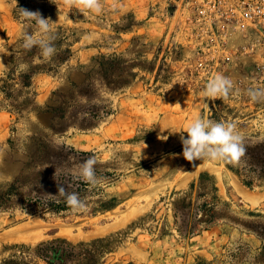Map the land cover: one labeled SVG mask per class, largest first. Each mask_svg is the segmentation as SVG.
<instances>
[{
    "label": "rangeland",
    "instance_id": "1",
    "mask_svg": "<svg viewBox=\"0 0 264 264\" xmlns=\"http://www.w3.org/2000/svg\"><path fill=\"white\" fill-rule=\"evenodd\" d=\"M100 3L0 0V264H264V97L247 95L264 89L259 44L202 28L200 0ZM19 8L49 19L53 56L21 47L37 25ZM217 74L237 94L204 98ZM198 117L235 124L238 161L183 157L169 129ZM91 156L95 184L75 174Z\"/></svg>",
    "mask_w": 264,
    "mask_h": 264
},
{
    "label": "clouds",
    "instance_id": "2",
    "mask_svg": "<svg viewBox=\"0 0 264 264\" xmlns=\"http://www.w3.org/2000/svg\"><path fill=\"white\" fill-rule=\"evenodd\" d=\"M71 2V0H69ZM83 8L92 12L99 13L102 10L100 0H76ZM20 9V15L29 21H35L37 31L29 34L27 31L22 33L23 42L21 47L31 50L37 47L40 55L47 59L55 54L56 48L53 43L55 35L50 28L49 19L43 18L39 12ZM20 69L26 65L21 64ZM238 89L234 90L233 81L226 75L217 74L212 77L202 90L204 98H228L230 95L237 94ZM247 95L252 101H257L264 97V89L249 88ZM207 105V104H206ZM170 130V134L180 132V140L183 145L182 155L188 161L196 159H209L213 161H225L232 163L238 161L244 154L245 147L242 135L236 131L235 124L232 122H216L208 118H195L184 130ZM187 132V137L182 133ZM95 156H91L83 161L75 173L79 179L95 184ZM58 193L65 197L66 204L73 212L86 210L87 203L81 199L76 192H67L64 187H59Z\"/></svg>",
    "mask_w": 264,
    "mask_h": 264
},
{
    "label": "built area",
    "instance_id": "3",
    "mask_svg": "<svg viewBox=\"0 0 264 264\" xmlns=\"http://www.w3.org/2000/svg\"><path fill=\"white\" fill-rule=\"evenodd\" d=\"M195 19L202 28L210 27L214 32V25L219 32L226 28L230 32L246 31L251 41L260 46L264 84V0H200ZM250 49L254 55L255 47Z\"/></svg>",
    "mask_w": 264,
    "mask_h": 264
},
{
    "label": "water",
    "instance_id": "4",
    "mask_svg": "<svg viewBox=\"0 0 264 264\" xmlns=\"http://www.w3.org/2000/svg\"><path fill=\"white\" fill-rule=\"evenodd\" d=\"M210 205H207L204 210L200 213L198 221L203 222H209L211 220V216L209 214Z\"/></svg>",
    "mask_w": 264,
    "mask_h": 264
},
{
    "label": "trees",
    "instance_id": "5",
    "mask_svg": "<svg viewBox=\"0 0 264 264\" xmlns=\"http://www.w3.org/2000/svg\"><path fill=\"white\" fill-rule=\"evenodd\" d=\"M3 264H23V263L18 262V261L14 260V259H9V260L4 261Z\"/></svg>",
    "mask_w": 264,
    "mask_h": 264
},
{
    "label": "crops",
    "instance_id": "6",
    "mask_svg": "<svg viewBox=\"0 0 264 264\" xmlns=\"http://www.w3.org/2000/svg\"><path fill=\"white\" fill-rule=\"evenodd\" d=\"M231 102H233L232 100H230ZM231 105L233 104V103H230ZM245 112H246V116H247V108H245ZM249 113V112H248ZM263 128H264V126H263ZM262 192V191H261ZM262 194V193H261ZM248 196L249 197H252L253 196V193H248Z\"/></svg>",
    "mask_w": 264,
    "mask_h": 264
},
{
    "label": "bare ground",
    "instance_id": "7",
    "mask_svg": "<svg viewBox=\"0 0 264 264\" xmlns=\"http://www.w3.org/2000/svg\"><path fill=\"white\" fill-rule=\"evenodd\" d=\"M30 229V228H29ZM26 230V229H25Z\"/></svg>",
    "mask_w": 264,
    "mask_h": 264
}]
</instances>
